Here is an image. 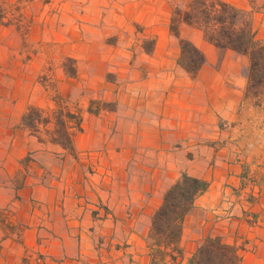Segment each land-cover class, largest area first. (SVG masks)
Listing matches in <instances>:
<instances>
[{
  "label": "crops",
  "instance_id": "obj_1",
  "mask_svg": "<svg viewBox=\"0 0 264 264\" xmlns=\"http://www.w3.org/2000/svg\"><path fill=\"white\" fill-rule=\"evenodd\" d=\"M243 8L254 9L264 42V0ZM189 27L181 25V37L206 57L196 78L179 66L168 27L155 28L152 53L115 70L113 82L105 80L109 57L86 55L96 37L88 43L76 33V78L90 90L111 88L104 100L115 107L74 111L66 101L82 117L74 154L21 125L29 106L49 111L56 101L43 105L25 76L9 99L8 78H0V264H152V217L184 174L208 188L185 218L178 263L219 237L238 249L240 264H264V102L247 97L249 57L183 37ZM76 78L65 79L67 92Z\"/></svg>",
  "mask_w": 264,
  "mask_h": 264
},
{
  "label": "rangeland",
  "instance_id": "obj_2",
  "mask_svg": "<svg viewBox=\"0 0 264 264\" xmlns=\"http://www.w3.org/2000/svg\"><path fill=\"white\" fill-rule=\"evenodd\" d=\"M178 1L0 0V9L7 23L0 26V78H8L9 99L18 93V78L25 76L24 82L33 83L34 86L38 84L35 95L45 98L43 105L56 101L49 111L56 109L57 101L61 99L65 104L68 101L73 110L77 108L78 111L91 103L96 109H114L115 103L104 100L105 92L111 88H103L99 92L92 88L90 90L89 84L86 86L87 83L82 82L81 78L69 76L66 69L70 70L73 62L67 59H72L76 68L79 61L70 50L73 42L80 40L76 33L81 32L83 42L93 43V37H96L94 42L99 44L97 50H89L86 55L93 58L98 56L100 61L109 57L112 72L107 74L105 80L113 82L118 75L115 70L126 69L129 61L143 60L144 54L154 48L155 28L170 29L173 9ZM226 1L242 8L244 2L247 6L250 2ZM243 9L251 12L253 17L254 9ZM95 25L100 33L93 32L92 26ZM71 34L73 38H69ZM182 35L192 38L195 43L204 39L200 30L190 27ZM88 70L85 69V75L89 73ZM90 72L95 74L93 69ZM67 78L77 79L69 92L65 87L70 85L65 81ZM95 97L100 100H93ZM19 98L14 104L19 103Z\"/></svg>",
  "mask_w": 264,
  "mask_h": 264
},
{
  "label": "trees",
  "instance_id": "obj_3",
  "mask_svg": "<svg viewBox=\"0 0 264 264\" xmlns=\"http://www.w3.org/2000/svg\"><path fill=\"white\" fill-rule=\"evenodd\" d=\"M6 24L0 9V26ZM182 24L200 30L204 39L221 53L231 50L248 56L247 97L256 100L257 104L264 102V42L256 37L251 12L226 0L178 1L173 9L170 32L179 40V66L196 78L206 63V57L193 42L181 37ZM67 61L73 62L71 69H66L69 76L76 77L74 61ZM56 106L51 111L29 106L21 125L39 142L60 146L74 154V135L81 131L82 117L62 99L57 101ZM207 188V182L184 174L166 191L161 206L152 217L147 237L152 264H179V259L184 256L180 243L185 218L197 197ZM241 259L237 248L225 244L219 237H208L188 264H240Z\"/></svg>",
  "mask_w": 264,
  "mask_h": 264
}]
</instances>
